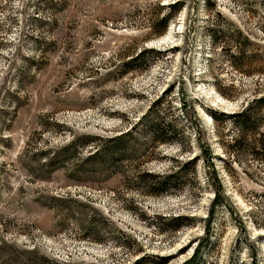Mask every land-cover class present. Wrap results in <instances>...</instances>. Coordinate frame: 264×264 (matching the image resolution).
I'll return each instance as SVG.
<instances>
[{"label": "rangeland", "instance_id": "374dc122", "mask_svg": "<svg viewBox=\"0 0 264 264\" xmlns=\"http://www.w3.org/2000/svg\"><path fill=\"white\" fill-rule=\"evenodd\" d=\"M259 97L264 0H0V264H264Z\"/></svg>", "mask_w": 264, "mask_h": 264}, {"label": "trees", "instance_id": "16d2710c", "mask_svg": "<svg viewBox=\"0 0 264 264\" xmlns=\"http://www.w3.org/2000/svg\"><path fill=\"white\" fill-rule=\"evenodd\" d=\"M171 7L173 8V11L172 12L176 11L179 8L178 5H174V6H171ZM166 20H167V16L162 17V23L164 25H165ZM252 103H254V104H260L261 105L262 103H264V97H259V98L253 99L252 102L250 103L251 106L248 107L246 109V111H242L241 113L237 114V117H238L237 118V121H236L237 124H239L240 127H244L245 129H248L247 126H249L250 124H252L254 122V120L256 119L255 116H254V112H253V110L251 108V107H253ZM183 106H185V105H183ZM153 113L155 114L156 117H158L157 116V111L155 110V108H152L151 109V112L149 113V115L150 114H153ZM212 115L215 116L214 114H212ZM149 130H151V133L153 134L152 135L154 137L153 140H156L157 139V140L162 141V140L167 139V138L164 137V135H166L165 134L166 129L163 128V124H161L160 121L159 122H156V123H154L152 125H150L149 126ZM261 143H263V141ZM263 145H264V143H263ZM112 148L115 149L116 146L113 145V146L109 147V149L107 150V152L109 150H111ZM187 162H189V161H187ZM191 162L192 161H190V163ZM180 168L181 167H179V169L178 170H175L173 173H168V174H166L164 176H161L160 177L161 180L160 181L157 180V182L155 184L161 185L162 186V189H160L159 191H156L155 193L166 192L167 188L169 187V185L167 184L166 181H168L170 179L171 180L175 179V177L177 176V173L180 171ZM150 192H153V189ZM176 219H179V216H177ZM158 264H164V259L161 258L159 260ZM183 264H196V261H194V259L193 260H188L187 262H185Z\"/></svg>", "mask_w": 264, "mask_h": 264}, {"label": "bare ground", "instance_id": "6f19581e", "mask_svg": "<svg viewBox=\"0 0 264 264\" xmlns=\"http://www.w3.org/2000/svg\"><path fill=\"white\" fill-rule=\"evenodd\" d=\"M171 33H168V34H166V35H164V36H162L161 38H159L158 39V42H169L170 41V38H171V35H170ZM220 98V97H219ZM221 99V98H220ZM222 100V99H221Z\"/></svg>", "mask_w": 264, "mask_h": 264}, {"label": "water", "instance_id": "95a60500", "mask_svg": "<svg viewBox=\"0 0 264 264\" xmlns=\"http://www.w3.org/2000/svg\"><path fill=\"white\" fill-rule=\"evenodd\" d=\"M225 112V111H224Z\"/></svg>", "mask_w": 264, "mask_h": 264}]
</instances>
